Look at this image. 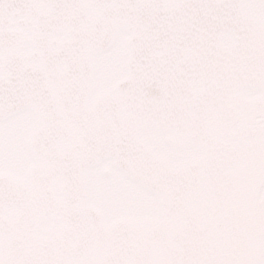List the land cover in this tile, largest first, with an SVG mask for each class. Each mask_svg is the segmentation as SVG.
Returning <instances> with one entry per match:
<instances>
[{
	"label": "snow or ice",
	"instance_id": "snow-or-ice-1",
	"mask_svg": "<svg viewBox=\"0 0 264 264\" xmlns=\"http://www.w3.org/2000/svg\"><path fill=\"white\" fill-rule=\"evenodd\" d=\"M0 264H264V0H0Z\"/></svg>",
	"mask_w": 264,
	"mask_h": 264
}]
</instances>
